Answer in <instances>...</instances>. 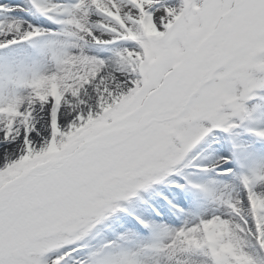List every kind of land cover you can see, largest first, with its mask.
Segmentation results:
<instances>
[{"label": "snow or ice", "instance_id": "6c2138e0", "mask_svg": "<svg viewBox=\"0 0 264 264\" xmlns=\"http://www.w3.org/2000/svg\"><path fill=\"white\" fill-rule=\"evenodd\" d=\"M0 264H264V0H0Z\"/></svg>", "mask_w": 264, "mask_h": 264}]
</instances>
